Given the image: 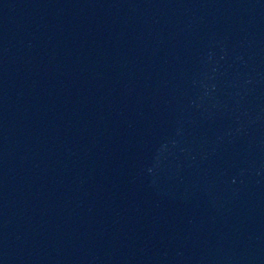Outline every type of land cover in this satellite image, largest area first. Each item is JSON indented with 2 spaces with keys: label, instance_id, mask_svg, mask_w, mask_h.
I'll use <instances>...</instances> for the list:
<instances>
[{
  "label": "water",
  "instance_id": "95a60500",
  "mask_svg": "<svg viewBox=\"0 0 264 264\" xmlns=\"http://www.w3.org/2000/svg\"><path fill=\"white\" fill-rule=\"evenodd\" d=\"M0 264H264V0H0Z\"/></svg>",
  "mask_w": 264,
  "mask_h": 264
}]
</instances>
